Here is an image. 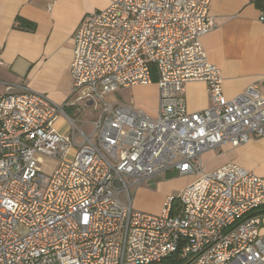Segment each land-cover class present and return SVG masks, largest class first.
Listing matches in <instances>:
<instances>
[{"label": "built area", "instance_id": "2783aa9c", "mask_svg": "<svg viewBox=\"0 0 264 264\" xmlns=\"http://www.w3.org/2000/svg\"><path fill=\"white\" fill-rule=\"evenodd\" d=\"M209 2L112 0L82 17L69 74L76 101L101 103L89 133L44 93L0 92V264H264V177L200 161L264 136V94L252 84L227 99L202 46L215 28ZM192 80L211 101L194 112L183 97ZM152 82L155 116L104 99ZM42 155L57 161L49 176ZM168 172L197 178L158 215L133 209L131 188Z\"/></svg>", "mask_w": 264, "mask_h": 264}, {"label": "crops", "instance_id": "0c3cea01", "mask_svg": "<svg viewBox=\"0 0 264 264\" xmlns=\"http://www.w3.org/2000/svg\"><path fill=\"white\" fill-rule=\"evenodd\" d=\"M111 1L0 0V92L17 91L23 86L44 93L64 105L73 119L90 125L99 112L85 118L87 107L76 101L71 91L73 35L85 14L105 8ZM208 14L215 28L202 36L201 43L208 60L221 71L223 95L234 98L252 84L264 94V0H210ZM136 86L143 87L148 96L138 95L130 102L155 116V82ZM183 97L190 112L211 104L207 85L201 80L185 82ZM63 124L64 117L58 116L55 128L67 133V129H61ZM200 161L206 172L234 163L264 177V136L250 133L244 144L224 142L203 152Z\"/></svg>", "mask_w": 264, "mask_h": 264}, {"label": "rangeland", "instance_id": "374dc122", "mask_svg": "<svg viewBox=\"0 0 264 264\" xmlns=\"http://www.w3.org/2000/svg\"><path fill=\"white\" fill-rule=\"evenodd\" d=\"M148 96V92L144 91L143 87H119L113 92L106 93L104 99L107 101H134L138 96ZM81 105L82 101H79ZM100 101L93 99V103L88 105L83 113L85 118H89L93 114H97L100 111ZM71 116V115H70ZM77 126H80L86 133L91 131V125H83L81 121L74 119ZM61 129H66V125L63 124ZM94 140V138H93ZM80 141V138H78ZM57 167V161L48 156L42 155L41 161L38 164V169L49 176ZM196 177L195 175H178L173 172L161 174L156 179L151 181H145L136 187L131 188L132 194V207L135 210L158 215L161 213L164 201L167 196H176L183 188L185 182ZM188 185V184H187ZM186 185V186H187ZM264 231V221L262 222Z\"/></svg>", "mask_w": 264, "mask_h": 264}]
</instances>
